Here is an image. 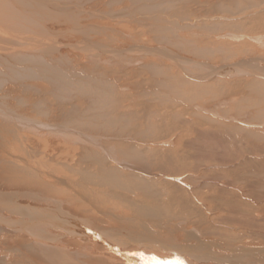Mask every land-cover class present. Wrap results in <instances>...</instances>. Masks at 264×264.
Returning a JSON list of instances; mask_svg holds the SVG:
<instances>
[{
    "label": "bare ground",
    "instance_id": "1",
    "mask_svg": "<svg viewBox=\"0 0 264 264\" xmlns=\"http://www.w3.org/2000/svg\"><path fill=\"white\" fill-rule=\"evenodd\" d=\"M123 1L128 2L130 5H127V7H134L138 13L134 20H138L139 16L143 17L142 22L146 24L145 26L148 27V34L153 38L150 40L149 44L145 43L147 41L145 38L143 42L139 39L134 40L137 46L133 51L137 52V54L143 53L144 51L146 52L141 45H150L151 42L155 41L157 42L156 44H169L175 48L177 47L180 51L182 50L186 56H192L197 59L202 58L201 60L206 59V61L211 60L212 62H225L240 54L246 55L249 48L245 45L235 48L234 44L214 43L212 34L221 32L226 27H221V25H223L222 23H213L210 19L225 14L234 15L239 12L243 13L245 18H243L244 20L239 27L248 25L249 28L241 33H264L263 17L261 18L262 20L258 21L259 17L263 15L261 13L264 12L262 11L264 10V0H196L197 2L200 1L204 3V7L201 10L195 11L193 9L194 7L192 8L191 5L188 10L181 9L175 11L173 9L171 15L174 16V20L164 23L162 19L167 17H162V14L168 13V9H170L175 2H182L183 0H0V107H6L11 111L7 110L6 112L0 108V152L4 151L8 154L4 155L0 153V171L5 174L4 176L7 179V183L10 181V183L19 186L40 183L38 180L37 182L36 180H31L32 174L18 168L17 163L24 162L23 159L19 160L15 157L14 160L13 158L14 153L10 146L13 145L14 139L16 137L18 138V131L6 122V120H13V117L10 118V116H8L9 112H13V114L21 118L20 120H25L26 122L41 121L49 123L47 125L52 127H57L56 125L72 128L77 127L102 135H113L120 138H135L136 143L132 144L122 142L114 143V152L120 157L126 159L133 158L136 162L139 161L140 163H144V165L146 164L148 166V169L150 168L153 171L166 172L168 176H175L187 171L198 172V170L195 171L197 166L189 162V159L194 158L195 152L190 153L184 151L185 153L179 154L182 150L179 152L170 150L160 151L158 149H152L149 146L141 145V141H157L164 138L169 134L173 124L178 122L177 120L179 118L178 113L173 111L172 107H169V110L173 112H171V114L168 112L166 115L164 114L162 116V120L164 119L163 123L164 121L165 123H154L153 119L159 114L154 109L155 105H152V102H149V100H155L159 105L164 106H166L167 103L175 101H189L193 104L197 103V100L205 95L210 96L209 100H214V98L216 99L218 96L222 98L231 97L234 91L239 89V92L240 90H245L247 96L243 100L244 102L239 104V106L243 105L245 109L239 111L240 107L237 106L238 112H236V114L239 115L243 113L244 110L252 109L253 112L250 115V121L257 122L264 119V80L253 78L254 80L235 83L234 81L214 80L215 82H213V84L204 86L195 84L186 79V76L184 77L181 74L183 71L181 73L175 72L172 70L173 67L167 64L164 66L158 64L155 60L146 59L141 60L140 64L143 63V67H146L147 72L143 73L141 67L136 69L131 68L128 70V73L120 77L124 79L127 74H132L130 71L134 73L138 72L140 75L149 74V77H144V79L146 78L145 81L143 79V82L139 83L141 91H139L138 86L135 85L137 87L136 90L139 91L135 99L141 98L142 101H137L138 104H135L137 106H135L136 109L133 111H130L128 108L121 109V104L125 101L126 97L119 93L117 90L118 82H115V80L118 81L119 79L115 77V74H118V68L123 67L119 55L117 54L123 50H127L130 44V38L134 33L131 31L132 35L129 36L128 40L125 37V42L121 37L118 39L115 37L116 35H109L106 33L114 26L113 24L116 19H123L126 16V14L122 13L123 9L117 8L116 10H112L111 8L109 10V2L110 4L114 3L112 5L119 6ZM85 3L89 6L85 5ZM96 16L98 18H96ZM133 16L135 15L131 17ZM207 20L210 22H207ZM186 21L189 22L186 23ZM156 22H159L160 25H155L153 28L149 27L156 24ZM233 25L234 24L231 23L226 26L233 30L235 26ZM190 30H194V33H190ZM181 33H183L182 36ZM195 34L198 35V40H195L194 37L193 39L190 38ZM135 35L139 38H141V35L144 37L146 36V34L138 33V31ZM83 44H87V47H84ZM70 50H85L87 53H90L86 54L85 57H87L93 65H84L82 62L73 63L77 61L75 60L76 57L74 58L68 53ZM100 51L105 53L99 54ZM252 52L254 53V51ZM154 53L157 52L154 51ZM170 54L172 53L170 52ZM171 57H173V55ZM161 62L160 60L159 63ZM116 63L120 64V66L117 67ZM106 64H111L115 67L114 69H109L108 66H105ZM177 65L178 64H176V66ZM257 65H259V63ZM235 67L237 71H241L245 68L241 63L237 64ZM260 67L261 69L258 70L254 65H250L246 72L251 74L264 73V67ZM195 68V71L198 72L196 76L201 77V79L206 78V76L210 77L208 73H205L209 68L207 65L197 64ZM217 70L218 69H213V72H217ZM82 71L86 74H83ZM39 82L46 85L42 86ZM133 83H135V81L132 82V84ZM142 83L145 89H143ZM137 91H135L134 95ZM155 94L158 96H154ZM64 101H68V104H64ZM230 113V111H225L223 114ZM210 123L209 129L200 135L203 138L201 139L202 142L204 139L206 140V138H208L211 140L213 146L214 143H212V141L216 139L218 145L224 144L227 146L228 144L234 145L236 139L239 140L241 138V140H243V138L248 137L250 138V144L240 153H233L234 155L230 153L229 158H225L221 155L219 156L215 152L214 154L216 155H206V152L213 151L212 147L207 144V142V146L204 144L205 146L202 147L204 149L202 154L206 157L209 156V160L205 164L218 165L242 161V164H238V167L240 166L238 169H246V173H251L253 175L251 178L247 179L246 184L250 186L263 184V129V132L259 133H254V131H252L253 129L247 130L248 132L246 133L245 130L244 132L241 131L240 135L238 134L239 136L234 139L233 135L235 137L236 135L229 130L231 128H228V126L225 128L220 123L214 125L216 124L215 121ZM23 125L24 128L29 131L40 129L53 131L48 127H39L40 125H35L33 123L26 125L24 122ZM192 128L198 131L196 125H192ZM236 132L238 133V130ZM67 134L71 139L81 138L83 140L85 138L80 134H77V137L73 132H67ZM200 136L197 138V141ZM231 140H234L233 143H231ZM28 143L30 145V142ZM197 144L192 143L191 147ZM200 150L198 149V151ZM28 154L30 153L28 152ZM80 159L81 162L83 160L87 161L85 162V166L87 167H85L86 171L83 169L84 172H82L79 182H84V184L87 183L88 186L91 184L98 192L108 199L119 201L117 204L116 202L109 204L105 198H97L96 200L93 199L95 201L94 203L99 206H101V204H105V206L109 204L111 206L113 205V207L116 205L122 206L127 210L133 211V213H131L132 216H126L127 218H124L125 215L122 216L120 213L121 215H118L117 220L132 232L133 235L131 237H133L135 241L131 242L127 240V238L125 239L126 236L122 238V234L120 236L117 235L119 232L115 234L114 231L112 233L106 229L109 236L104 233L105 229H103V226V228L101 227L102 229L100 228L104 230L101 234L99 231H92L94 227L91 230L90 226L80 222L81 220L77 217L75 218L68 215L66 211L61 210V213L63 212L62 215H58L61 213H55L53 211H51L52 213H48L43 210L40 212L34 209H24V212L13 206L17 215L26 214L27 212L26 217L28 220L26 222L22 221L23 224L21 222L14 223L15 221L13 223L7 222L2 216L3 213L1 215L0 210V247L2 245H10L12 242L15 243V240L18 241V239L13 238V235H10L12 231L10 232L9 230L10 234L8 233V226H4V223L11 227L23 228L20 231H23L22 233H26V230L27 232L30 231L29 233L33 234L30 236L33 242L25 243L28 254L24 256L23 254H19L14 257L10 254V257H13L12 262L10 261L11 264H79L75 255L86 261L88 259L89 262H86L87 264H92L94 261H97L96 263L98 264H169L168 260L171 257L166 258L158 255V253L162 254L164 249L169 251L168 248L170 249V247L157 245L161 242L157 243L155 237L173 240L174 242L178 239L176 237L177 234H174L173 229L171 231V227L169 226V221L172 220L168 219L169 221H166L167 223L161 220L166 217H173V211L178 209V207H185L191 221L188 222L189 218H187L185 222H183V225L173 222L176 226L175 229L188 223H193L195 228L193 227L194 230H192V228L185 231L183 237L181 235L180 240H178L180 245L176 242L179 246L175 243L176 245L173 246L175 249L172 247L175 252L174 254L182 253L186 255L189 260L184 259V261L183 259H177V257H175L169 260L172 264H189L192 262L200 264H264V236L242 233L240 237L243 239L244 242H242L245 245L241 246L242 248L240 251L237 250L238 248H235V244H238L240 237L231 234L234 230L227 224H237L242 228L249 225L251 222H246L247 218L244 217V214L247 215L249 213V209L236 201H227V198L224 200L223 196L227 194V190L222 186L221 188H217V194L212 197L211 201L217 204L216 207L220 209L219 211L227 204V210L233 213L232 215H238V218L232 215L231 217L229 216L230 218L216 216V221L214 222L210 219L211 216L209 214L202 212L203 210L201 211L196 207L195 204L197 201H195L193 197L194 194L191 195L188 193V191L183 189L178 183L169 182V180L165 182H161L160 180L154 181L152 178L148 180L140 178L139 175H132L133 173H122L123 171L118 170V168H115L112 164H107L103 156L92 151L87 152L86 150V152L81 154ZM26 164L27 166L30 165L29 162ZM18 170L20 171L19 173L23 171L24 174L27 173V177H29L28 181L26 180L25 183L22 181L17 182L12 177L7 176L10 172L16 173ZM80 170L81 169H79L78 172ZM240 171L243 172V170ZM240 171H236L235 175L234 172H232L231 176H236ZM221 172L222 171H215L214 174L216 176L214 178H218L219 175L217 176V173ZM209 175L210 173H203L200 178L209 177ZM240 177H242V175L237 174V180ZM193 178L196 179L194 174L190 179ZM196 180H198V178ZM211 185L215 186L209 181V183H206L204 186L207 188ZM248 185L247 187L250 188ZM226 187L229 189L234 187V180L227 181ZM251 188L249 194L252 192ZM233 191L234 190H232V192ZM252 194L256 196L260 195V193H256L255 190H253ZM88 195H92V193ZM166 197H170L171 199L168 201ZM234 198L235 197H233V199ZM246 198L248 199V196ZM93 200L91 199V201ZM239 201L242 200L240 199ZM247 202L249 203V201H246V203ZM7 206L8 205L4 206L5 209L8 208ZM56 208L57 211H60L59 206ZM84 212L87 211L85 210ZM104 214L105 213H103L102 216ZM106 215L107 214H105V216ZM253 215L262 218L260 213H254ZM248 216L250 215L248 214ZM130 218L134 220L129 221L128 219ZM135 218H137V220H143L142 224H138ZM107 219H109V217ZM22 220H24V218ZM124 221L129 222L125 225ZM229 226L232 232H230ZM4 229H7V232L3 231ZM109 229L112 230V228ZM115 229L117 230V228ZM159 229L161 231L166 229L169 233H167V235L165 234L166 236L162 235L161 232H158ZM62 238H65V242H62ZM68 243L76 248L73 252L70 251L71 247ZM133 244L134 246L136 244L145 246L146 249L139 253H130L127 250H121L123 246L126 247V245ZM255 245H259V247H254ZM81 246H85V248H78ZM155 251H158V253ZM0 264L3 263L0 262Z\"/></svg>",
    "mask_w": 264,
    "mask_h": 264
},
{
    "label": "rangeland",
    "instance_id": "2",
    "mask_svg": "<svg viewBox=\"0 0 264 264\" xmlns=\"http://www.w3.org/2000/svg\"><path fill=\"white\" fill-rule=\"evenodd\" d=\"M108 1H110V0H108ZM197 1L196 0H187V1L183 0L182 2H175L174 5L170 9H168V13H166L167 15L162 14L163 15L162 17H167L165 19H162V22L164 23L166 21H173L174 20L173 19L174 16L171 15L173 9L175 11H178L181 9L182 10H184V9L188 10L189 6L191 5L192 8L194 7L193 9L195 11L201 10L204 7V3H201L200 1L197 2ZM112 4H114V3L110 4V2H109V5H108L109 10L111 8H112V10H116L117 8L123 9L122 13L126 14V16L123 19H116L114 24H113L114 26L111 29H109L106 34H109V35L114 34V35H116L115 37H117L118 39H119V37H121V39L125 42L126 38L128 40L129 36L132 35V32L134 33L133 36L131 37L132 41L130 38V44H129L130 47L128 46L127 50H123L122 52H119L117 54V55H119V59L122 62L121 65L123 67L118 68V74L119 75L116 73L115 77H118L119 79H118V81L115 80V82L116 83L118 82V84H117L118 89L117 90L119 91V93L122 95H125V97H126L125 101H123V103H122L123 105L121 104V109H127L128 108L130 111H133L136 109L135 106H137V105H135V104H138L137 101H142L141 98L135 99L136 98L135 96H138L139 91H141V89H140L141 87H140L139 83L143 82L144 77H146V78L149 77V74L140 75L138 72L134 73L133 71H130L132 74H129V75L127 74L125 76L126 78L124 77L125 80L121 79L120 77H122L123 74L128 73V70H130L131 68L136 69V68L141 67L142 68L141 71L143 73L147 72L146 67H143L144 66L143 63L140 64V61L143 59L152 60V61L155 60V62H157L158 64H162L164 66H165V64H167L170 67H173L172 70L175 72L181 73L183 71L184 73L182 72L181 74L184 77L186 76L185 77L186 79L190 80L191 82H194L195 84H200V85H204V86L209 85V84H213V82H215L214 80H223V81H229V82L234 81V83L239 82V81L254 80L253 78H257L259 80L260 79L264 80V73H258V74L252 73L251 74V73L246 72V70H248V67L250 65H254V67L257 68L258 70L261 69L260 66L264 67V43H263L264 42V33H256V34H254V33H252V34L241 33V32H244L245 29L249 28L248 25H244V24H243L244 26H242L243 28L239 27L242 24L241 22L244 20L243 18H245L243 13H240V12L236 13L238 15H236V14H234V15H226L225 14L222 16L220 15V16H216L210 20L213 23H219V24L222 23L223 25H221V27L222 26L226 27L221 32L212 34V36H213L212 39L214 40V43H216V44L217 43L234 44L235 48L242 46V45H245L249 48L247 54L246 55L240 54V55L234 57L233 59L225 61V62H212L211 60L206 61V59L201 60L202 58L197 59V58L192 57V56H188V55L186 56V54L182 50L180 51L179 48H177V47L175 48L173 46H170L169 44H164V45L159 44V43L156 44L157 42L153 41V42H151L150 45H148L150 43V40L153 38L151 37L150 34H148L149 32H147L148 27L145 26L146 24H144L142 22L143 17L139 16L138 20H134L137 17L136 14H138V13L136 12L134 7L128 8L127 5H130V4L126 1H123L119 6L112 5ZM85 5H88V4L85 3ZM262 11H264V10H262ZM239 14H241V15H239ZM261 14H263V15L261 17H259V19L257 18L258 21L264 19V12ZM132 15H135V16L131 17ZM145 16H147V15H145ZM96 18H98V17L96 16ZM216 21H218V22H216ZM188 22L189 21H186V23H188ZM207 22H210V21L207 20ZM231 23L235 25V26L233 25L234 26L233 30H231L230 27L226 26V25H230ZM155 25L157 26L160 24H159V22H156V24H153L149 27L153 28ZM194 26H195V24H194ZM137 31H138V33L146 34V36L144 37L141 35V38L137 37L135 35V33ZM190 31H191L190 33H194V30H190ZM120 34H122V35H120ZM182 35H183V33H181V36ZM197 36L198 35L195 34V35H192L190 38L193 39V37H194L195 40H198L199 38H197ZM69 37H73V36H69ZM144 38L147 39V41L145 43H148V44H144L141 46L144 47L143 49L146 50V52L144 51L143 53H138L139 54L138 55L137 52L133 51V49L136 48V46H137L135 44L136 42L134 40L139 39L143 42ZM152 43H155V44H152ZM145 46H147V47H145ZM84 47H87V44H85ZM151 48H152V50H151ZM250 50H251V52H250ZM150 51H153V52H150ZM154 51H156L157 53H154ZM179 51H180V53H179ZM252 51H254V53ZM256 51H257V53H256ZM170 52L172 54H170ZM249 52H250V54H249ZM68 53L70 55H72L74 58L76 57L75 60L77 62H73L75 64L78 62H82L84 65H88V64L93 65V63L90 62L87 59V57H85L86 54H90V53H87L85 50L84 51L83 50H81V51L70 50V51H68ZM104 53L105 52L100 51L99 54H104ZM160 53H161V55H164V54L165 55L161 56ZM81 54H83V55H81ZM172 55H173V57H171ZM81 56H83V57H81ZM245 56H247V57H245ZM157 59H159V60H157ZM255 59H256V61H255ZM160 60L162 61L161 63H159ZM182 60H185V61H182ZM209 61H211V62H209ZM188 62H189V64H188ZM193 62H194V65H193ZM175 63L178 65L176 66ZM240 63L243 64L245 68H243L241 71H237L235 66L237 64H240ZM258 63H259V65H257ZM116 64H117L116 65L117 67L120 66V64H118V63H116ZM197 64L207 65L209 68H208L207 72H205V73H208L210 77L206 76L207 79L206 78L201 79V77L196 76L197 75L196 73H198V72L195 71L196 70L195 66ZM105 66L106 67L108 66L109 69H114V67H115L111 64H108V65L106 64ZM121 69H123V70H121ZM213 69H218V70H217V72H213ZM223 69H225V70H223ZM249 69H251V68H249ZM82 72H83V74H86L84 71H82ZM211 73H213V74H211ZM146 78L144 79V81L146 80ZM200 80H203V81H200ZM134 81H135V83H133L134 84L133 85L132 82H134ZM39 84L42 86L46 85V84L43 85V83H40V82H39ZM135 85L138 86L139 91L136 90L137 87ZM142 85H143L142 87H144L143 89H145V86L143 83H142ZM156 85H155V87H156ZM238 90H235L236 92L234 91V94L231 95V97L229 96V97L222 98V97L218 96L216 99L214 98V100H209L210 96L205 95L201 99L197 100V103H193V104L190 103L189 101H180V102L175 101V102L167 103L166 106H164V105H159L157 103V101H155V100L154 101L149 100V102H152L151 103L152 105L154 104L156 106V108H157V106L159 108V109L158 108L156 109L154 106V109L159 114V115L157 114L158 116H155L156 118L153 119L154 123H156V124L163 123L164 119L162 120V116L164 114L166 115V113H168V112H170L169 114H171V112H173V111L177 112L179 115L178 116L179 118L177 120L178 122L173 124V127H172L171 131L169 132V134L166 135L164 138H162L161 140H157V141H148V142L141 141V145H145L147 147L149 146L152 149H158L160 151L170 150V151L179 152L182 150L181 152H179V154L180 153L183 154L186 151L190 152V153L195 152L194 153L195 159L194 158L189 159L190 160L189 162L194 163L195 166H197L195 171L198 170V172L195 173V172L187 171L185 173L177 174L175 176H168V174L166 172H163V171H153L150 168L148 169V166L146 164L144 165V163H140L139 161L136 162V160L133 158L126 159L124 157H120L116 154V152H114V146H115L114 143L122 142V143L132 144V143H136L135 138H132V137H121L120 138V137H115L113 135L112 136L111 135H109V136L108 135H102V134H98L95 132L92 133L89 130H82V129H79L77 127L72 128V127H64V126H58V125H56L57 127H52L50 125H47L49 123L41 122V121H38V122H33V121L29 122L28 121V122H26L25 120H23V121L20 120L21 118H19L15 114H13V112L10 113L11 111L9 109H7L6 107H0L1 109H3L6 112H7V110L10 111V112L8 111L9 112L8 116H10V118L13 117V120L12 121L6 120V122L12 128H14L18 131V134H17L18 138L16 137L14 139L13 145L10 146V148L12 149V151L14 153V155L12 154L14 160H15V157L18 158L19 160H22V159L24 160V162H20V163L18 162L17 163L18 168L20 170H25V172H29L30 174H32V176H31V180L33 179L32 181L36 180V182H37V180H38L40 182V183H34V185L28 184L26 186H23L22 184H21L22 186H19L17 184L10 183V181L7 183V181H6L7 179L4 176L5 174H3L0 171V206H1L0 210H1V215L3 213L2 216L7 222L13 223L15 221L14 223H17V222L22 223V221L26 222L28 220V218L26 217L27 212H26V214L17 215V213H15V211H14L15 209L13 206L17 207L18 210L20 209L24 212L27 209H34V208H35L34 210L39 209L40 212L42 210H45L48 213H52L51 211H53L55 213H61V210H62V211H66V213L70 216H73L75 218L77 217L79 220H81L80 222H83L85 225L90 226L91 230L94 227L92 231L96 230V231H99L101 234L102 231H104L101 229L104 227L103 229H105V231H106V229H108L112 233L114 231L115 234H117L119 232V234H117V235L120 236L122 234L121 235V236H123L122 238H124L126 236L125 239L127 238V240H130L131 242L135 241V239L133 237H131L133 235L132 232L130 230H128L124 225H122L117 220L118 215H121V214H122V216L125 215L124 218H127L128 216L131 217L132 216L131 213H133V211L127 210L125 207H122V206L116 205L113 207V205L112 206L109 205L112 202H116V204H117V203H119V201L113 200V199H108L106 196H104L103 194L98 192L97 189L91 184L88 186L87 183L84 184V182H79V178H81L82 172H84V170L86 171L85 167H87V166H85L86 165L85 162H87V161L83 160L84 162L83 161L81 162L80 157H81V154H83V152H86V150H87V152L92 151L94 153L96 152V153L100 154V156H103L106 159L105 161L107 164H110V165L112 164L115 168H118V170L123 171L122 173H126V174H132L133 173L132 175H136V176L139 175L140 178H144V179H148V180H151V178H152L154 181L160 180L161 182H165L166 180H169V182L178 183L183 189L187 190L188 193H190L191 195L194 194L193 197H194L195 201H197L195 204L196 207L199 208L201 211L203 210L202 212H206V214H209L211 216L210 219L214 222L216 221V219H215L216 216L226 218L229 216L231 217V215L233 214L227 210V204H225L223 206V209L221 211H219L220 209H217L218 207H216L217 204H214V202L211 201L212 197H214L217 194V188H221V186H222L223 188H225L227 190V194H225L223 196V199L225 200L227 198L226 199L227 201H234V202L236 201L237 203L242 204V206H245V208L249 209L248 214L250 216H248V214L247 215L244 214V217L247 218L246 222L249 221L252 223V224L249 223V225H247V226L244 225L245 226L244 228H242L240 225H237V224L236 225L227 224V225H230L232 227V229L234 230V232H232L230 230L231 228L229 226V230H230V232H232L231 234H233L234 236H238V237H240V234L242 236V233L247 234V235H258V236L262 235V236H264V230H263L264 229V193H263L264 192V183L261 185L257 184L258 187L256 185H255L256 186L255 187V186H250V185L246 184L247 179L251 178L253 175L251 173H246V169H238L240 167V166L238 167V164L239 165L242 164V161H238V162H234V163H228V164H218V165H216V164H205L206 162H208L209 156L206 157L205 155L202 154V152L204 151V149L202 147L205 146L207 142H208L207 144H209L212 147L213 151L212 152L208 151L206 153L204 152L206 155L213 156V155H216V154H214V152H215L219 156L221 155L225 158H229L230 153H232V154L233 153L234 154L240 153L242 150H244L250 144V142H249L250 138H248V137L243 138V140H241V138L239 140L236 139V141L234 142V145L228 144L227 146H225L224 144L218 145L216 139H213L215 142L212 141V143H214L213 146L211 144V140H209L208 138H206V140L204 139V141H203L204 143H203L201 141V139H203V138L200 135L209 129V124H211L210 122L215 121L216 124H214V125H217L218 123H220L225 128H227V126H228V128H231L229 130H231L232 133L236 135V137H235L232 134L234 139L240 135L241 131L244 132V130H245V133L248 132L247 130H252V129H253L252 131H254V133H256V132L259 133V132L264 131V119L257 121V122L256 121L255 122L250 121V119H251L250 115L253 112L252 109L244 110L243 113H240L239 115L236 114V112H238L237 106H239L240 103H243L244 102L243 100L247 96V92H245V90H242V91L240 90V92ZM135 91H137L136 92L137 95L136 94L134 95ZM154 96H158V95L155 94ZM240 100H242V101H240ZM63 103L68 104V101H64ZM169 107H172L173 111L169 110ZM239 107H240L239 111H241L242 109H245L243 105H241ZM233 108L236 110H234ZM231 110H233V111H231ZM225 111H228V112L230 111L231 113L230 114H223ZM197 120H199V121H197ZM24 122L26 123V125L33 123L35 125H40L39 127H44V128L48 127L50 129H52L53 131L50 130L51 131L50 132L49 130H46V129L29 131L28 129L26 130L24 128V125H23ZM164 123H165V121H164ZM192 125H196V128L198 131L194 130V128H192ZM234 128H237V129H234ZM262 129H263V131H262ZM233 130H234V132H233ZM237 130H238V133L236 132ZM195 131H196V133H195ZM59 132H61V133H59ZM67 132H73L74 135L77 137H78L77 134H80V135L84 136L86 139L85 138L83 140L81 138L71 139V138H69V135L67 134ZM199 136H200V138L198 139V141H199L198 142L197 138ZM21 141L25 142V143H22ZM27 141L30 142V145ZM194 141H196V142H194ZM233 141L231 140V143H233ZM1 142H3V141H1ZM83 142H87V143H83ZM192 143L193 144L198 143L197 145H199V146L194 145L191 147ZM227 143H229V142H227ZM198 149L199 150L202 149V150L198 151ZM209 149H210V147H209ZM24 151H27V152H24ZM28 152L30 154H28ZM0 153L4 154V155H8L4 151L0 152ZM27 155H29L30 157ZM205 159H207V160H205ZM27 162L30 163L29 166H27V164H26ZM194 164H192V165H194ZM79 169H81V170L78 172ZM238 170L239 171L243 170V172L240 171L241 174H240V172L237 173L239 175H242V177H240L237 180V174H236V176H231V175H232V172H234V175H235V172ZM215 171L216 172L222 171L221 173H217V176L219 175V177L216 179L214 178L216 176L214 174ZM262 171L264 172V169ZM19 172H20L19 170L16 173L10 172L7 176L12 177L17 182L22 181L23 183H25L26 180L28 181L29 177H27V173L24 174V171L22 173H19ZM203 173H210V175H209V177H203L201 179L200 177H201V175H203ZM193 174L195 175L196 179L198 178V180H196L195 178L190 179V178H192ZM262 176H264V175H262ZM192 180H194V181H192ZM229 180H231V181L234 180V187H232L231 189L226 187V183ZM209 181H211V183L214 184L215 186L211 185V186H208L206 188L204 185L206 183H209ZM235 183H237V184H235ZM8 185H11V186H8ZM217 185H219V186H217ZM247 185L250 186V188L252 187L251 188L252 189L251 194L253 193V190H255L256 193H260V195L258 194L259 196H256L254 194H252V195L249 194L250 188L247 187ZM210 187H213V188H210ZM262 187H263V189H262ZM228 189L230 190V193H229ZM232 190H234L233 191L234 193L232 192ZM91 193H92V195H88ZM246 195L248 196V199L246 198L247 197ZM92 196H93V198H92ZM233 197H235V198L233 199ZM97 198H99V199L105 198L109 204H107L105 206V204L103 205L100 203L101 206H99L96 203H94L95 202L94 200H96ZM91 199L92 200L94 199V200L91 201ZM166 199L169 201V199H171V198L166 197ZM236 199H238V200H236ZM240 199L242 201H239ZM250 199H251V201H250ZM2 200H5V201H2ZM245 200L249 201V203L248 202L246 203ZM92 203H94V204H92ZM5 205H8L7 206L8 208L5 209V207H4ZM11 205H12V209H11ZM208 205L209 206L211 205L210 206L211 208ZM57 206L60 207V211H57V208H56ZM76 208H77V210H76ZM107 208L112 210V211L108 210ZM84 209L87 212H84L85 211ZM90 209H91V211H90ZM101 210H102V213H101ZM103 213L107 214L109 219H107L108 217H107V215L105 216V214L102 216ZM254 213H260L262 215V218H258L257 216L255 217L253 215ZM62 214H63V212L61 214H58V215H62ZM126 214H128V215H126ZM173 214H174L173 217H170V218L166 217V218H163L161 220H164V223H167L166 221H169L168 219L172 220V221H169L170 222L169 226L171 227L170 228L171 231L173 229V233L177 234L176 237L178 239L177 240L175 239L176 241L174 242L173 240L155 237V239L157 240V243L161 242L158 244L156 243L157 245L170 247V249L168 248L169 251H166V249H164L162 254L158 253V251H155V252L158 253V255L164 256L166 258L171 257V258H169V260H171L172 258H175V257H177V259H183V260L185 259L186 260V259H188V257H186V255H184L182 253L174 254L175 252L173 251V248L175 249V247H173V246H175L178 243V240H180L181 235L183 237V234L185 231H188V230L192 229L193 227L195 228V226L193 225V223H188L186 225L184 224V226H180L178 229H175L176 226H175V224H173V222H175V223L177 222L180 225H183V222H185V220L187 218H189L188 222H190L191 219H190L188 212L185 210V207H180V208L178 207V209L173 211ZM213 216H214V218H213ZM232 216H234L235 218H238V215L234 214ZM23 218H24V220H22ZM135 219H136V222L138 224H142L143 220H141V219L137 220V218H135ZM128 220L132 221L134 219L130 218ZM129 221H124L125 225ZM92 222H93V224H92ZM5 224L6 223H4V226H8V228H7L8 233H9V230H10V232L12 231L11 234L10 233L9 234L11 236L13 235V238L18 239V241L15 240V243L12 242V243H10V245H7V246L2 245L0 247V262H2L3 264H11L10 261L12 262V258L14 256L19 255V254L20 255L23 254V256H24V255L28 254L27 253L28 249L25 247V245H26L25 243L33 242L32 238L30 237L33 234L29 233L30 231L27 232V230H26L27 234L25 232L22 233L23 231L22 232H20V231L23 228L21 229V228L15 227V226L11 227L10 225H7V224L5 225ZM105 227H107V228H105ZM118 227L120 230L118 229ZM109 228H112V230ZM115 228H117V230ZM194 228L192 230H194ZM7 229H4L3 231L7 232ZM166 229H164L163 231H161L159 229L158 232H161L162 235H165V234L167 235V233H169V232H167ZM16 231H18V232H16ZM105 231H104V233L109 235L108 232L107 231L105 232ZM245 231H246V233H245ZM239 239H240V241L238 242V244H235V248H238L237 250L240 251L242 248L241 246H243L245 244L243 243L244 241H243V239H241V237ZM63 241L65 242V238H62V242ZM82 241H83V239H82ZM168 241H170V242H168ZM68 245L71 247L70 251L73 252V250L76 249L72 245H70L69 243H68ZM124 247L125 246H123L122 247L123 249L121 248V250L122 251L127 250L130 253H133V252L139 253V252H142L143 250L146 249L145 246H141V245H137V244L135 246H134V244L133 245H126L125 249H124ZM181 247H184V246H181ZM254 247H259V245H255ZM78 248H85V246H81ZM10 254L13 255L12 258L10 257ZM75 258L79 262V264H87L89 262L88 259L86 261L83 258L78 257L77 255H75ZM169 260H168L169 264H172V262ZM96 262L97 261H94L92 264H98ZM189 264H200V263H193L192 262Z\"/></svg>",
    "mask_w": 264,
    "mask_h": 264
},
{
    "label": "water",
    "instance_id": "3",
    "mask_svg": "<svg viewBox=\"0 0 264 264\" xmlns=\"http://www.w3.org/2000/svg\"><path fill=\"white\" fill-rule=\"evenodd\" d=\"M35 209V208H34ZM38 211H39V209H37ZM43 211H45V210H43Z\"/></svg>",
    "mask_w": 264,
    "mask_h": 264
}]
</instances>
